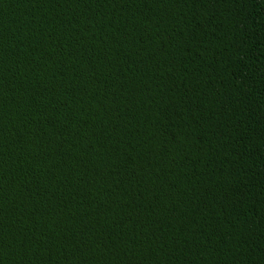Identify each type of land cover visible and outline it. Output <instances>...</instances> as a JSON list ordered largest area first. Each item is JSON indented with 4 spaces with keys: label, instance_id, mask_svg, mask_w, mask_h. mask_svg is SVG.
<instances>
[{
    "label": "trees",
    "instance_id": "trees-1",
    "mask_svg": "<svg viewBox=\"0 0 264 264\" xmlns=\"http://www.w3.org/2000/svg\"><path fill=\"white\" fill-rule=\"evenodd\" d=\"M0 264H264V0H0Z\"/></svg>",
    "mask_w": 264,
    "mask_h": 264
}]
</instances>
